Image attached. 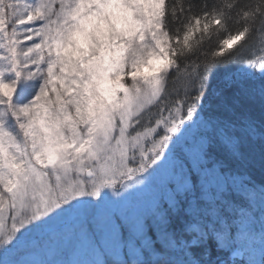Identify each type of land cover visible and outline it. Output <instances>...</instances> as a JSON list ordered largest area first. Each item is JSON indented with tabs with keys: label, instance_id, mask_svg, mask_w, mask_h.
Listing matches in <instances>:
<instances>
[{
	"label": "snow or ice",
	"instance_id": "obj_1",
	"mask_svg": "<svg viewBox=\"0 0 264 264\" xmlns=\"http://www.w3.org/2000/svg\"><path fill=\"white\" fill-rule=\"evenodd\" d=\"M256 170L264 0H0V264L69 222L93 264H252Z\"/></svg>",
	"mask_w": 264,
	"mask_h": 264
},
{
	"label": "rangeland",
	"instance_id": "obj_2",
	"mask_svg": "<svg viewBox=\"0 0 264 264\" xmlns=\"http://www.w3.org/2000/svg\"><path fill=\"white\" fill-rule=\"evenodd\" d=\"M104 191L108 193L111 199H118V197L112 195L110 189ZM150 196L151 191L149 190L137 192L134 195L125 197V199L119 203L111 204L110 207L123 216L132 217L146 210ZM261 207L260 201L257 200L254 208L257 214L256 227L258 230L261 219H264V214H261L260 211ZM73 231L74 226L69 222L64 228V232H66L67 235H62L52 243H45L43 247H39L35 251L23 255L20 258L35 262V264H93L95 260L101 258L99 253L87 244L76 246L71 244L69 240ZM109 254L112 255L114 259L121 258L118 253L113 254L110 251ZM232 256L238 258L247 257L251 260L252 264H259L261 257L259 250L252 247L244 248V252L238 254L234 252Z\"/></svg>",
	"mask_w": 264,
	"mask_h": 264
},
{
	"label": "trees",
	"instance_id": "obj_3",
	"mask_svg": "<svg viewBox=\"0 0 264 264\" xmlns=\"http://www.w3.org/2000/svg\"><path fill=\"white\" fill-rule=\"evenodd\" d=\"M224 71H225L224 69H221L219 74L222 75ZM253 176L256 182H259L261 179H264V176L261 175L259 170H256L253 173ZM247 247H252V248L259 250L260 255H261L259 264H261V261L264 260V244L261 243L259 236L257 235L255 239L246 241L244 243V248H247ZM229 257L230 259L234 261H238L242 258V259H246L251 262V260H249L247 257H241V258L233 257L232 253H229Z\"/></svg>",
	"mask_w": 264,
	"mask_h": 264
}]
</instances>
